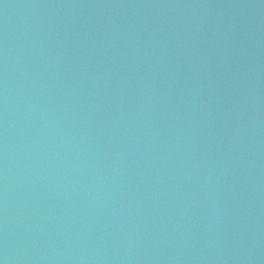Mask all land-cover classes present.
I'll list each match as a JSON object with an SVG mask.
<instances>
[{
	"label": "water",
	"instance_id": "95a60500",
	"mask_svg": "<svg viewBox=\"0 0 264 264\" xmlns=\"http://www.w3.org/2000/svg\"><path fill=\"white\" fill-rule=\"evenodd\" d=\"M111 0H0V264H135Z\"/></svg>",
	"mask_w": 264,
	"mask_h": 264
}]
</instances>
